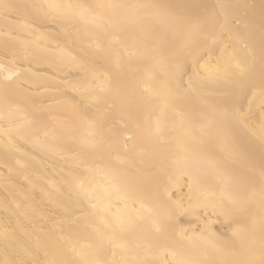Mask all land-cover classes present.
I'll return each instance as SVG.
<instances>
[{
  "label": "snow or ice",
  "instance_id": "1",
  "mask_svg": "<svg viewBox=\"0 0 264 264\" xmlns=\"http://www.w3.org/2000/svg\"><path fill=\"white\" fill-rule=\"evenodd\" d=\"M189 7L0 0V21L5 25L6 36L12 40L17 38L16 28L32 34L41 22H47L69 35L68 25L79 23L83 31L76 29L71 40L79 53L58 46L55 55L61 62L67 59L80 67L91 68L101 60L114 62L117 69L124 62L143 66L145 83L140 95L148 112L145 122L137 123L135 135L127 134L122 145L114 135L107 147L116 152L121 147L128 151V141L135 140L132 147L140 146L141 151L148 147L154 153L163 150L164 159L170 158L172 163L186 168L189 209L203 225L199 232L191 229L192 235L180 227L177 213L188 210L184 209L182 200H173L168 192L163 167L149 193L116 185V200L123 208L116 206L115 212L113 190L97 193L95 186L85 185L69 169L72 179H65L63 186L48 181L47 190L40 188L46 203L29 205L30 214L42 219L46 218L45 214H63L59 223L67 227L45 238L34 235L19 219L29 213L19 212L21 205L16 204L12 212L15 226L11 218L0 223V264H264V71L259 84L252 74L257 57L264 70V0L259 4L198 5L195 7L200 11L195 14L177 11ZM197 43L201 44L199 59H204V55L207 59L185 82L183 57ZM213 46L219 47L214 62ZM50 51L39 43L34 49L9 48L5 41V56L0 60V97L5 102L7 127L3 129L0 158L9 174L13 172L10 159H15L20 169L26 167L20 158L28 155L25 145L57 155L71 151L65 139L70 129L78 122L86 123L90 129L99 127L95 119L87 116V109L100 102L97 89L99 93L112 90L111 76L103 73L104 79L96 88L91 84L84 88L82 107L73 104L66 124H50L35 115H25L23 122L14 120L21 111L18 104L12 103L21 87L20 62H31ZM93 79L100 77L93 72ZM225 85L227 90L217 91ZM193 94L200 96L201 103L211 113L207 125H202L200 130H212L220 145L218 152L213 148L193 151L179 140L170 149L163 140L167 112L183 116L180 104ZM217 96L219 99H213ZM257 99L258 115L254 110ZM89 135L91 138L79 141L73 137L72 143L81 149L100 147L95 134ZM49 141L55 142L59 151ZM257 144L261 152L259 165L255 159ZM25 179L32 183L27 176ZM146 198L151 200L150 204L145 202ZM81 199H86L92 209L82 225L81 217L66 220L71 205ZM209 212L222 218L218 222L225 230L216 233L209 229L205 219Z\"/></svg>",
  "mask_w": 264,
  "mask_h": 264
},
{
  "label": "bare ground",
  "instance_id": "2",
  "mask_svg": "<svg viewBox=\"0 0 264 264\" xmlns=\"http://www.w3.org/2000/svg\"><path fill=\"white\" fill-rule=\"evenodd\" d=\"M21 3H46L48 0H18ZM58 3H143V4H162V5H184L191 6L186 9H177V11H188L193 14L200 11L195 7L198 5L227 3L233 5L239 4H259L260 0H55ZM76 29L83 31V25L76 23L68 25L69 35H65L57 25L47 22H41L40 27L35 33L30 34L28 31L16 28L15 40L6 36V28L0 21V60L5 56V41H8L9 48H20L27 46L34 49L39 43L41 47L47 46L50 50L48 54L31 62L21 61L22 69L19 77L21 85L19 94L13 98L12 103L18 104L21 111L15 114L14 120L23 122L25 115L37 116L52 123H67V117L73 111V104H81V93L84 88L91 84L93 88L104 79L103 73H107L112 78V90L100 95V102L90 106L87 109V116L95 119L99 127L90 129L86 123L78 122L74 128L70 129L66 136V143L70 145L71 151L46 152L33 149L25 145L28 155L22 156V163L26 164L23 169L15 163V159L9 160V165L13 168V172L9 174L8 168L3 166L2 158H0V223L11 218L13 226L16 224V217L12 212L16 210V204H20L19 212H27L29 215L19 217L23 227L45 238L47 234H55L59 232L61 227H67V224L60 225L59 221L64 218L63 214L58 216L46 215L42 219L39 215L32 216L29 205L33 207L40 206L41 201L47 202L45 195L40 191L41 187L48 189V181L63 186L64 180H71L68 175L69 169H72L78 180H81L88 186H95L97 193H103L104 189L113 190L112 195V211H116V206L123 208V204L116 200L115 187L119 185L121 188L130 187L149 193L154 187L157 173L160 168L165 169L164 182L171 194L173 200H182L184 209L188 211H178V219L180 227L189 230L195 228L199 232L202 222L198 221L189 209V186L187 169L181 165L172 163V160L164 159L163 150L154 153L151 148L145 147L141 151L140 146L132 147L135 140L128 141L130 149L125 151L122 147L119 152L109 150L107 142L115 135L119 138L120 144L124 142L127 134L136 133V124L141 125L145 122L148 112L145 109L140 92L145 83L144 69L142 65L136 62L121 64L119 69L116 68L114 62L101 60L94 68L80 67L73 64L70 60L65 59L63 62L55 55L59 48H68L73 54L79 53V48L75 46L71 40L75 36ZM210 43V42H209ZM59 46V48H58ZM239 49L240 46L236 45ZM201 44L193 45L188 52L184 54V70L183 80L186 82L189 75L194 74V70L203 64L204 59H199L202 55ZM219 55V47L213 46V62L215 57ZM10 58V57H9ZM198 61V62H197ZM159 72V69H156ZM262 67L257 57L256 63L252 69V74L257 84L260 83ZM95 72L100 79H93ZM131 85L125 87L124 85ZM228 86H221L218 92L227 90ZM219 99V96L213 97ZM246 104L247 101L245 100ZM183 116L168 111L165 117L166 126L163 132V140L167 141V147L175 148L177 140L186 144L193 151H204L209 148L219 151V142L213 138L214 133L210 129L201 132V126L207 125L211 117L210 111L201 103V98L193 94L187 102L180 104ZM254 110L259 114V99L256 100ZM6 112L5 102L0 97V157L3 151V129L7 127L4 120ZM154 124V117H153ZM90 133L95 134L97 142L101 146L96 149H81L72 143L74 137L77 141L84 137H89ZM54 147L55 142L49 141ZM261 152L259 145L255 146V159L257 165L260 163ZM84 163L81 165V160ZM87 169V170H86ZM18 170V171H17ZM27 176L32 183L25 179ZM95 202V201H94ZM150 204L151 200H145ZM104 203H108L107 200ZM195 204V199L192 201ZM139 208V205L136 206ZM7 208V211L5 210ZM92 211L88 201L81 199L78 204H73L66 217V220H73L81 217L80 224L84 223V218ZM203 210L200 216L203 217ZM208 227L212 232L219 233L222 229V218H218L209 212ZM177 239L179 235L177 233ZM187 244V241L184 242ZM0 256H2V246H0Z\"/></svg>",
  "mask_w": 264,
  "mask_h": 264
}]
</instances>
